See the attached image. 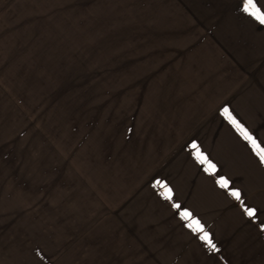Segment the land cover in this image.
I'll use <instances>...</instances> for the list:
<instances>
[{
	"label": "crops",
	"instance_id": "obj_1",
	"mask_svg": "<svg viewBox=\"0 0 264 264\" xmlns=\"http://www.w3.org/2000/svg\"><path fill=\"white\" fill-rule=\"evenodd\" d=\"M232 2L236 9L239 0ZM4 10L0 145L18 143L31 130L23 143L42 144L48 168L54 161L53 167L72 176L87 195L85 226L64 245L71 264H264V233L194 163L188 149L196 140L247 194L246 202L264 209V165L221 116L210 119L201 108L210 97L230 93L217 92L211 80L217 75L214 67L203 77L200 71L193 73L190 110L177 101L167 105L163 100L154 110L152 104L139 110V104L124 105L117 98L104 102L101 93L54 85L40 55L24 46L22 19ZM237 16L234 30L240 36L246 30L264 33V27ZM34 149L33 159L44 160ZM157 179L167 181L175 198L206 225L217 252H209L182 226L153 187Z\"/></svg>",
	"mask_w": 264,
	"mask_h": 264
},
{
	"label": "rangeland",
	"instance_id": "obj_2",
	"mask_svg": "<svg viewBox=\"0 0 264 264\" xmlns=\"http://www.w3.org/2000/svg\"><path fill=\"white\" fill-rule=\"evenodd\" d=\"M234 7L232 0H0L1 13L22 19L25 48L40 55L57 87L139 110L163 100L190 110L193 73L214 67L217 92L230 93L201 108L212 119L228 105L264 141V33L240 36ZM23 139L0 145V264H71L64 245L85 226L88 197L54 161L48 168L42 144ZM32 147L44 160L33 159Z\"/></svg>",
	"mask_w": 264,
	"mask_h": 264
},
{
	"label": "snow or ice",
	"instance_id": "obj_3",
	"mask_svg": "<svg viewBox=\"0 0 264 264\" xmlns=\"http://www.w3.org/2000/svg\"><path fill=\"white\" fill-rule=\"evenodd\" d=\"M237 11L254 27H264V0H239ZM221 117L234 129L236 134L246 143L251 153L257 158L259 164L264 165V141L259 140L242 123L234 111L228 105L220 109ZM190 155L200 169L213 178L215 186L224 195L232 199L239 206L242 214L249 219V222L258 224L259 231L264 233V209L254 204L247 203V194L235 186L234 180L224 173L210 154L204 151L196 140L188 144ZM153 187L158 189V195L170 203L174 214L182 221V226L187 228L197 239L202 242L209 252H217V244L213 234L207 229L201 219L186 205L177 200L174 191L167 181L157 179Z\"/></svg>",
	"mask_w": 264,
	"mask_h": 264
}]
</instances>
